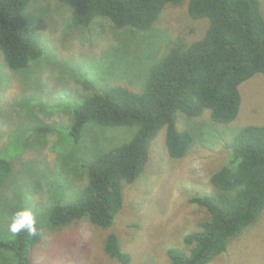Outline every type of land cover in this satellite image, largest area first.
Wrapping results in <instances>:
<instances>
[{
	"label": "trees",
	"instance_id": "obj_1",
	"mask_svg": "<svg viewBox=\"0 0 264 264\" xmlns=\"http://www.w3.org/2000/svg\"><path fill=\"white\" fill-rule=\"evenodd\" d=\"M29 1L0 0V83H6L4 69L17 74L14 70L26 68L22 72H29L30 65L38 68L40 64L42 32L33 23V15L37 9L40 14L43 8L37 7L31 14L34 0L27 7ZM53 1L68 6V9L60 7L70 18L67 30L80 35L91 33L98 23L102 27L103 22L111 23L116 29L148 30L160 20L167 4L177 6L185 0ZM186 13L193 20L207 21L202 36L187 42L178 35L168 41L139 91L121 84H99L97 80L107 73H99L93 61H87L88 77L77 80L84 95L79 99L69 96L67 99L71 101L62 105L66 99L60 105L69 111V123L55 128L36 127L40 132L56 130L59 140L68 137L70 144H75V147L69 145L71 151L63 157L73 160L74 168L78 167L87 180L79 190H73L75 193L59 194L73 196L72 199L53 205L50 200L48 206L37 210L30 202L25 203L32 196H24L22 184L12 187L13 203L4 217L6 227L0 229V264H34L31 255L41 240L45 224L59 230L81 221L104 231V264L106 258L128 263L130 255L123 250L112 225L123 208L124 187L134 184L142 174L149 160L151 142L162 127H165L166 152L171 158H183L197 142L211 144L216 140L222 141L225 153L210 173V190L189 198L207 216L200 219L196 229L184 234L182 246L167 247L170 264L213 261L237 234L258 218L264 208V123L239 126L227 133L216 130V134L208 128L230 124L240 109L238 86L256 73L264 76V17L258 0H187ZM29 101L22 100L21 107L30 106ZM204 111L208 112L210 122L202 127V135L211 132L210 138L196 137V128L178 129L180 116L194 118ZM120 126L135 127L129 141L95 145L91 149L82 145L90 128ZM212 137H215L213 141ZM11 155L0 150V192L7 191L14 176L8 158ZM66 189L64 185L55 188ZM44 207L47 208L43 210ZM20 209L32 213L35 235L10 233L9 218Z\"/></svg>",
	"mask_w": 264,
	"mask_h": 264
},
{
	"label": "rangeland",
	"instance_id": "obj_2",
	"mask_svg": "<svg viewBox=\"0 0 264 264\" xmlns=\"http://www.w3.org/2000/svg\"><path fill=\"white\" fill-rule=\"evenodd\" d=\"M186 1L177 6L167 4L160 20L148 30L116 29L111 23L103 22L102 27L98 23L91 33L80 35L67 30L70 18L60 8L68 9L66 4L53 0L32 2L31 14L37 7L43 8L40 14L37 9L33 15V23L42 32L40 64L38 68L30 65L29 72H22L26 68L14 70L17 74L4 69L6 83H0V150L11 155L22 147L21 152L8 156L14 176L7 191L0 192V229L6 227L4 217L13 203L11 194L15 185H23L24 196H32L25 203L30 202L37 210L48 206L50 200L53 205L72 199L73 196L59 194H73L74 189L79 190L85 184L86 176L78 167L74 168L73 160H64L63 155L73 145L70 139L59 140L56 130L40 132L36 127L55 128L69 123L70 113L60 105L69 96L79 99L84 95L77 80L88 77L86 62L93 61L99 73H107L97 80L99 84H121L139 91L168 41L178 35L187 42L193 41L202 36L208 25L206 20H193L187 15ZM258 5L264 17V0H258ZM28 27L32 28L29 21ZM238 89L241 103L236 118L228 125L209 126L208 130L227 133L239 126L264 123V76L256 73ZM28 99L30 106L21 107L22 100L26 103ZM184 117L178 118V129L192 127L196 128V137L210 136L208 131L202 135V127L209 121L207 111L198 117ZM95 129L86 132L85 145L82 144L85 149L125 143L135 131L134 126ZM224 155L222 141L216 140L211 144L197 142L183 158H171L166 152L165 127L158 131L142 174L134 184L124 187L123 208L112 225L123 250L130 255L126 264H170L167 247L182 246L184 234L196 229L200 219L207 216L189 198L210 190V173ZM62 185L67 188L65 191L55 190ZM17 202L20 203L19 199ZM103 237V230L86 221L59 230L45 224L31 259L34 264H104ZM105 263L120 264L107 258ZM207 264H264V208L252 224L228 243L223 253Z\"/></svg>",
	"mask_w": 264,
	"mask_h": 264
},
{
	"label": "clouds",
	"instance_id": "obj_3",
	"mask_svg": "<svg viewBox=\"0 0 264 264\" xmlns=\"http://www.w3.org/2000/svg\"><path fill=\"white\" fill-rule=\"evenodd\" d=\"M9 231L13 235L26 232L36 234V223L32 213L26 209L16 210L9 218Z\"/></svg>",
	"mask_w": 264,
	"mask_h": 264
}]
</instances>
